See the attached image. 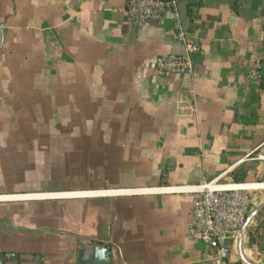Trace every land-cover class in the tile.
<instances>
[{
	"label": "crops",
	"instance_id": "1",
	"mask_svg": "<svg viewBox=\"0 0 264 264\" xmlns=\"http://www.w3.org/2000/svg\"><path fill=\"white\" fill-rule=\"evenodd\" d=\"M177 1L196 66L159 78L156 57L185 53L170 13L0 0L1 252L77 264L102 242L109 264H216L189 236L188 190L243 184L251 211L264 202V87L246 77L264 75V0ZM263 213L222 264H264Z\"/></svg>",
	"mask_w": 264,
	"mask_h": 264
},
{
	"label": "built area",
	"instance_id": "2",
	"mask_svg": "<svg viewBox=\"0 0 264 264\" xmlns=\"http://www.w3.org/2000/svg\"><path fill=\"white\" fill-rule=\"evenodd\" d=\"M171 14L173 27L169 32L177 41L185 45L184 54H163L152 62L155 77L166 78L173 75H193L195 62L191 53L196 50L186 38L181 25V14L177 0H126L127 23L140 25L162 23ZM248 82L256 88L264 87V75L257 65L246 72ZM251 188L237 184L231 187H214L202 184L191 188L192 193L189 236L203 243L212 260L222 264L229 259L231 246L240 228L245 223L253 205ZM264 232V213L260 220Z\"/></svg>",
	"mask_w": 264,
	"mask_h": 264
},
{
	"label": "water",
	"instance_id": "3",
	"mask_svg": "<svg viewBox=\"0 0 264 264\" xmlns=\"http://www.w3.org/2000/svg\"><path fill=\"white\" fill-rule=\"evenodd\" d=\"M264 207V202L256 207L242 226L239 236V248L247 223ZM80 257L77 264H109L108 248L102 242L90 247H78ZM0 264H42L40 257L23 253H5L0 251Z\"/></svg>",
	"mask_w": 264,
	"mask_h": 264
},
{
	"label": "trees",
	"instance_id": "4",
	"mask_svg": "<svg viewBox=\"0 0 264 264\" xmlns=\"http://www.w3.org/2000/svg\"><path fill=\"white\" fill-rule=\"evenodd\" d=\"M233 179H234V182L235 183H241V182H243V178L234 177Z\"/></svg>",
	"mask_w": 264,
	"mask_h": 264
},
{
	"label": "bare ground",
	"instance_id": "5",
	"mask_svg": "<svg viewBox=\"0 0 264 264\" xmlns=\"http://www.w3.org/2000/svg\"><path fill=\"white\" fill-rule=\"evenodd\" d=\"M76 194V193H75Z\"/></svg>",
	"mask_w": 264,
	"mask_h": 264
}]
</instances>
